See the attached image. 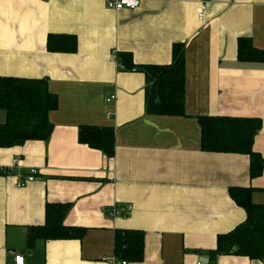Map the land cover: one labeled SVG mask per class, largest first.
Instances as JSON below:
<instances>
[{"label": "crops", "instance_id": "crops-1", "mask_svg": "<svg viewBox=\"0 0 264 264\" xmlns=\"http://www.w3.org/2000/svg\"><path fill=\"white\" fill-rule=\"evenodd\" d=\"M107 1L0 0V77L47 79L58 97L48 141L0 149V169L10 171L0 175V264L18 255L25 264H123L117 230L144 233L143 259L126 264H208L217 236L247 217L230 188L254 189L264 205V165L252 178L248 155L202 151L198 120L261 119L253 150L264 162V64L238 60L239 38L264 51V0H143L120 11ZM50 35L75 36L77 50L50 52ZM177 43L186 115H148L145 74L125 70L119 55L136 67L170 65ZM83 126L113 128L114 156L80 143ZM32 169L35 180L21 186ZM55 204L70 206L64 225L84 236L29 250L28 228L44 225ZM215 264L264 260L226 255Z\"/></svg>", "mask_w": 264, "mask_h": 264}, {"label": "trees", "instance_id": "trees-1", "mask_svg": "<svg viewBox=\"0 0 264 264\" xmlns=\"http://www.w3.org/2000/svg\"><path fill=\"white\" fill-rule=\"evenodd\" d=\"M50 52H75L77 39L73 35H50ZM170 65L136 67L132 55H119L125 70H140L145 74V106L148 115L185 116V44L173 47ZM238 60L264 64V51L257 49L249 37L238 40ZM58 108V97L50 92L47 79L0 77V110L6 113L0 124V149L24 145L28 141H48L54 130L49 119ZM202 136L201 149L212 153H237L250 157V175L263 172V157L253 150L256 136L262 129L259 118L206 117L198 118ZM79 142L102 150L108 157L115 154L113 128L83 126ZM10 171L0 172V175ZM254 189L232 187L231 198L247 214L246 220L232 231L217 236V247L209 251L208 264H215L220 256L236 255L251 260H264V205L255 204ZM70 209L68 204L48 205L46 222L28 228L27 247L33 250L40 239H81L85 230L64 225ZM144 254V233L139 230H117L115 255L125 262H139Z\"/></svg>", "mask_w": 264, "mask_h": 264}, {"label": "built area", "instance_id": "built-area-1", "mask_svg": "<svg viewBox=\"0 0 264 264\" xmlns=\"http://www.w3.org/2000/svg\"><path fill=\"white\" fill-rule=\"evenodd\" d=\"M142 2L143 0H108L107 7L111 10H116V11H120L124 9L136 10L141 6ZM206 9H207V4L204 3L202 5V9L199 14L200 20H203L205 18ZM114 98L115 97H112V99ZM15 163L17 164V161ZM6 171L7 170L5 169H0V172H6ZM36 175H37V171L35 169H32L30 175L26 177V180L21 181L19 184L23 186V185H26L27 183L33 182L35 180ZM125 211L130 214L132 212V207H127ZM14 264H25V257L21 255L16 256ZM123 264H126V263L124 262ZM198 264H201V263H198Z\"/></svg>", "mask_w": 264, "mask_h": 264}]
</instances>
